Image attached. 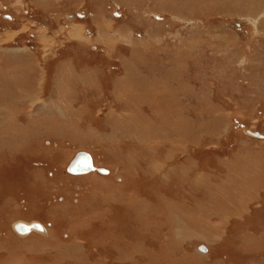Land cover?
<instances>
[{
	"label": "rangeland",
	"instance_id": "1",
	"mask_svg": "<svg viewBox=\"0 0 264 264\" xmlns=\"http://www.w3.org/2000/svg\"><path fill=\"white\" fill-rule=\"evenodd\" d=\"M0 264H264V0H0Z\"/></svg>",
	"mask_w": 264,
	"mask_h": 264
},
{
	"label": "water",
	"instance_id": "2",
	"mask_svg": "<svg viewBox=\"0 0 264 264\" xmlns=\"http://www.w3.org/2000/svg\"><path fill=\"white\" fill-rule=\"evenodd\" d=\"M252 135L258 136V134H252ZM95 170L97 169L92 164L91 156L85 152H79L68 167V172L71 174H85V173L93 172ZM98 172L103 175L108 174V170L103 168H99ZM40 227L41 226L38 223H33L31 225V229H29V227H27L26 224H17L16 230L19 233L20 232L24 233L27 230H35V229L39 230ZM200 250L202 252H207L206 247H201Z\"/></svg>",
	"mask_w": 264,
	"mask_h": 264
},
{
	"label": "bare ground",
	"instance_id": "3",
	"mask_svg": "<svg viewBox=\"0 0 264 264\" xmlns=\"http://www.w3.org/2000/svg\"><path fill=\"white\" fill-rule=\"evenodd\" d=\"M76 157V156H75ZM92 159V158H91ZM74 160V159H73ZM72 160V161H73ZM92 164H93V161H92ZM94 166V165H93ZM69 167V166H68ZM95 171H98V169L97 170H95ZM90 173V172H89ZM71 174V173H70ZM85 174H87V173H85ZM85 174H72V175H75V176H81V175H85ZM17 224H26L27 225V227H29V229H31V225L33 224V223H26V222H18V223H16V224H14V227H16V225ZM38 224H40V228H39V232H43V231H45V228H44V226L41 224V223H38ZM31 230H27L26 232H24V233H21L20 232V234H22V235H24V234H27V233H29Z\"/></svg>",
	"mask_w": 264,
	"mask_h": 264
}]
</instances>
